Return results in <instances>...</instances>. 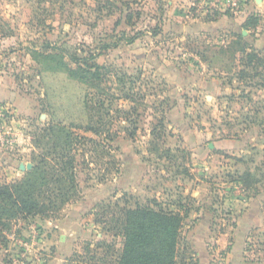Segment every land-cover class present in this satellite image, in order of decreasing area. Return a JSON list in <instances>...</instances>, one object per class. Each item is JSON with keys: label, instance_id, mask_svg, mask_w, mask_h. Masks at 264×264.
Returning <instances> with one entry per match:
<instances>
[{"label": "rangeland", "instance_id": "obj_1", "mask_svg": "<svg viewBox=\"0 0 264 264\" xmlns=\"http://www.w3.org/2000/svg\"><path fill=\"white\" fill-rule=\"evenodd\" d=\"M87 94L116 137L73 130L75 196L9 220L0 264H116L137 207L184 216L176 264H197L191 212L209 263L264 264V0H0V183L47 151L48 122L86 123Z\"/></svg>", "mask_w": 264, "mask_h": 264}, {"label": "trees", "instance_id": "obj_2", "mask_svg": "<svg viewBox=\"0 0 264 264\" xmlns=\"http://www.w3.org/2000/svg\"><path fill=\"white\" fill-rule=\"evenodd\" d=\"M237 44L248 62L257 57L254 52L246 53V45L242 42ZM85 67V64L78 65L75 70L70 71L77 74L80 80L86 81V87L99 89V81L102 80L99 66L95 65L94 71ZM90 104L104 108L102 100L91 103L88 94L84 96L86 123L64 125L62 122H48L40 131V137H47L49 140L46 142L47 151L40 154L38 159L32 156L33 165L22 177L0 183V241L5 239L2 232L7 228L9 220L37 215L47 217L75 196L79 138H88L76 137L73 130L81 129L109 141L116 137L104 131L105 125H99L102 119L93 123L95 117L89 113L92 109ZM124 217L123 248L116 264H176L183 215L174 211L137 207L127 209Z\"/></svg>", "mask_w": 264, "mask_h": 264}, {"label": "crops", "instance_id": "obj_3", "mask_svg": "<svg viewBox=\"0 0 264 264\" xmlns=\"http://www.w3.org/2000/svg\"><path fill=\"white\" fill-rule=\"evenodd\" d=\"M198 197H200L199 192ZM196 213L197 212H191L189 215L190 218L187 220L188 222L189 219H193L194 221L192 223L185 224L183 229L184 232L188 234L189 246L191 247L194 256H196L197 264H212L209 263V259L211 257L207 250V240H205L206 237L203 235L205 230L203 228L204 224H202V220H200L201 213Z\"/></svg>", "mask_w": 264, "mask_h": 264}]
</instances>
